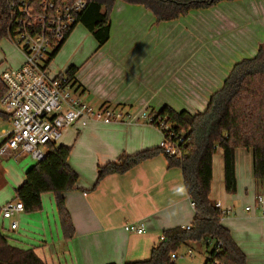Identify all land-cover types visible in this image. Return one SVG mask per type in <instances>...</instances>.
I'll use <instances>...</instances> for the list:
<instances>
[{
  "label": "crops",
  "instance_id": "1",
  "mask_svg": "<svg viewBox=\"0 0 264 264\" xmlns=\"http://www.w3.org/2000/svg\"><path fill=\"white\" fill-rule=\"evenodd\" d=\"M258 14L264 11L255 13ZM154 20L145 7L116 0L110 13L108 41L99 46L78 23L47 65L48 79L76 67L73 83L85 103L94 107L107 104L130 115L155 114L165 106L190 114L204 111L228 73L195 72V60L203 65L206 62L192 55L165 56L163 44L154 29H149ZM252 38L249 37L250 44L243 42L249 44L248 50L253 53L261 37L254 42ZM237 52L245 54L243 47ZM21 64L22 56L15 69ZM10 129L9 120L0 117V143ZM161 140V133L141 120L84 125L76 122L63 130L57 145L71 148L68 164L78 174L75 189L64 194L74 235L71 239L64 237L53 198V203L49 200L50 213L43 208V201L40 211L15 215V230L0 215V226L8 228V244L32 250L44 264H124L147 260L164 231L192 223L194 208L186 195L180 169L168 168L164 156L157 155L124 174L109 175L97 186L94 184L98 167L123 155L157 149ZM234 172L236 192L230 195L224 187L223 152L218 149L212 158L209 200L230 210L220 223L244 254L246 264H264V214L256 204V197L264 196V187L258 188L255 182L250 151L235 150ZM4 173L0 165V174ZM23 180L24 177L11 180L15 186H0V194L4 190L8 193L0 201V210ZM132 224H142L144 233L126 232L124 227Z\"/></svg>",
  "mask_w": 264,
  "mask_h": 264
},
{
  "label": "trees",
  "instance_id": "2",
  "mask_svg": "<svg viewBox=\"0 0 264 264\" xmlns=\"http://www.w3.org/2000/svg\"><path fill=\"white\" fill-rule=\"evenodd\" d=\"M13 1L18 0H0V41L14 35V16L10 9V2ZM120 1L145 7L160 23L176 19L190 10L211 7L223 0ZM115 2L87 0L86 8L77 16V22L86 28L99 46L109 39L110 13ZM65 39L50 54L47 65ZM75 73L76 67L72 66L64 76L73 83ZM73 86L76 84L73 83ZM75 90L79 89L75 87ZM5 92L6 87L0 79V99ZM149 116H153L151 124L155 127L157 118L166 119L176 136L183 138L181 143L174 139L177 143L176 155L169 156L160 148L123 155L115 162L97 168L94 187L106 176L124 174L143 161L162 155L168 168L180 169L186 195L194 207V217L189 230L173 228L164 231L163 240L152 248L147 260L124 264H174L171 255L186 243L205 246L208 257L203 264H246L244 254L232 240L229 231L221 225V211L209 200V195L212 158L218 149L223 152L226 193L232 195L236 192V149L252 153L255 182L258 188L264 187V41L253 58L233 65L221 88L211 95L203 112H176L165 106ZM0 117L8 119L2 112ZM70 150L67 146L48 143L45 157L25 172L24 180L14 190L12 200L22 203L25 213H35L42 208L41 196L51 193L66 239L73 237L74 228L65 206L64 194L73 191L78 181L77 174L68 166ZM2 232L0 229V264H44L32 250H21L9 245Z\"/></svg>",
  "mask_w": 264,
  "mask_h": 264
},
{
  "label": "built area",
  "instance_id": "3",
  "mask_svg": "<svg viewBox=\"0 0 264 264\" xmlns=\"http://www.w3.org/2000/svg\"><path fill=\"white\" fill-rule=\"evenodd\" d=\"M87 0H18L10 2L14 16L13 36H8L22 56V64L17 69L5 70L0 79L6 92L0 99V112L7 116L11 129L0 143V157L20 158L29 156L35 162L45 157V146L58 143L62 131L76 122L111 124L141 120L152 125L153 116L142 112L130 115L107 104L99 107L85 103L72 81L64 74L48 79L46 69L50 54L78 24L77 16L86 8ZM156 127L162 135L159 147L169 156L176 155L177 137L166 119L157 118ZM176 141H175V140ZM175 141V142H174ZM256 204L264 214V196L256 197ZM193 206V204H192ZM215 207L222 216L230 214L229 209ZM194 208V207H193ZM24 207L18 201L6 202L0 210L3 220L9 221L10 229L17 223L13 217L23 213ZM190 229V225L184 228ZM128 233L141 235L142 224L124 227ZM163 240V236L160 241ZM193 256L191 250L187 251ZM176 253L171 260L177 259Z\"/></svg>",
  "mask_w": 264,
  "mask_h": 264
},
{
  "label": "rangeland",
  "instance_id": "4",
  "mask_svg": "<svg viewBox=\"0 0 264 264\" xmlns=\"http://www.w3.org/2000/svg\"><path fill=\"white\" fill-rule=\"evenodd\" d=\"M262 11H264V0H223L208 8L190 10L170 21L157 23L154 20L150 23L149 29H154L159 41L163 44L162 51L165 56L184 58L192 55L195 58L205 59L204 65L199 60H195V72L209 75L221 72L226 75L233 65L256 55L258 48L253 53L248 50L249 37H253L252 42L257 37H261L259 45L263 43L264 14L255 15L256 12ZM243 40L249 44L246 45ZM240 47H243L245 51L242 56L237 52ZM20 62L21 54L17 47L8 37L2 38L0 74L5 70L15 69ZM224 68L226 71L222 72ZM35 163L29 156H22L18 160L13 158L7 161L0 160V165L5 170L4 175L0 174V186L6 184L15 186L11 180L23 178L25 172ZM7 195L6 190L1 192L0 201ZM41 198V202L44 201L43 208L50 213L49 200L53 203V195L46 193ZM13 199L14 195L10 201ZM0 229L7 239H10L8 228L0 226ZM188 250L193 252L192 257L187 255ZM176 255L178 257L174 260V264H203L208 257L205 246L199 243L182 245Z\"/></svg>",
  "mask_w": 264,
  "mask_h": 264
},
{
  "label": "clouds",
  "instance_id": "5",
  "mask_svg": "<svg viewBox=\"0 0 264 264\" xmlns=\"http://www.w3.org/2000/svg\"><path fill=\"white\" fill-rule=\"evenodd\" d=\"M181 191H183V190L181 189Z\"/></svg>",
  "mask_w": 264,
  "mask_h": 264
}]
</instances>
